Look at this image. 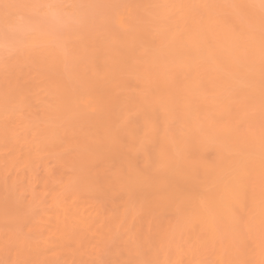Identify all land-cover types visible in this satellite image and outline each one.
I'll use <instances>...</instances> for the list:
<instances>
[{
    "label": "rangeland",
    "instance_id": "obj_1",
    "mask_svg": "<svg viewBox=\"0 0 264 264\" xmlns=\"http://www.w3.org/2000/svg\"><path fill=\"white\" fill-rule=\"evenodd\" d=\"M262 166L264 0H0V264L27 252L38 264L64 208L94 227L105 216L93 264H153L123 243L148 222L175 239L156 247L163 232L148 233L154 250L189 263L187 215L242 171L260 194ZM248 201L214 229L242 263L264 264V216ZM207 251L190 264H211Z\"/></svg>",
    "mask_w": 264,
    "mask_h": 264
},
{
    "label": "bare ground",
    "instance_id": "obj_2",
    "mask_svg": "<svg viewBox=\"0 0 264 264\" xmlns=\"http://www.w3.org/2000/svg\"><path fill=\"white\" fill-rule=\"evenodd\" d=\"M121 29L124 30L125 28L124 27H121ZM255 170L258 171V172L256 171V173H260V175H259L258 178H260L261 180H259L258 178L257 179L259 181H262L261 183L263 184L264 183V166L260 167L259 169H255ZM246 171L245 172L242 171L241 172L242 174L239 173L238 176H235L234 182H232L233 181V179H232L231 181H228V182H225L224 184H221L222 187H219L221 190H219V188H218V190H219L218 192H220L219 195L217 193L216 194L217 197H216L215 194H214L215 196H212L211 197V199L212 198L218 199V201L216 200L214 202L215 204H213V202H212L209 205V203H210L211 200L210 201L208 200L209 203H206L204 201L202 203H204V206L205 207L204 206L202 207L201 204H200L199 205L200 208H193L195 210L194 213H192V211H193V209H192V211L190 213L191 214L190 215L191 217L189 216V214L187 215L186 220L189 218V220H187V221H188L189 225L190 224L192 225V226H190L191 230L188 231V233H187V235L189 236L187 238L190 241H192L193 244L195 243L196 246L198 245L197 247H199L196 252L191 251L192 249L189 250V251L188 250L184 251V253L188 252L186 254V257H187V259L190 260V261L188 260L189 263L188 262L187 263L185 262L187 260L184 258V256L181 255V252L182 251H179V253H178V249H179L178 247L177 248L171 247L163 256H161L159 253H157V252H160V250L157 251V252L154 250V246H153L154 244L153 243H154L155 240L153 239L151 241L152 238L150 236L148 237L147 234L153 232L154 234H152V233L151 234L152 235H155V238H157L156 240H159V238L163 235L162 236L163 238H161L163 240L160 241V243H159V241H156L158 243V244L155 243L157 245L156 247H158L160 245H164L166 248H169L170 247L169 244H174L175 243V239H173L174 238V235H171V232H170L169 228H166V230L167 229L169 230L168 231L169 233H167L166 230H165L166 233H164L165 231H160L161 233L163 232V234L162 235L158 234L159 237H157V235L155 233H157V232L160 233V232H159L158 228L155 229L154 224H152V222H148L147 223L148 225H146V229L143 227L142 224L139 225L141 222H138L139 227L133 228V230H132V227L130 226V223L131 222H128V224H127L126 223V220H123V222H125L126 225H129L130 226V227L129 226H125V228L126 227H129V229L126 228V230H125V228L121 224L122 222H119L118 219L115 222V220H116L115 219L114 220V226H116V228H114V230H117V231L119 230L118 232H121L120 234H122L124 236H129L128 233L130 234V232H131L130 230H132V232H134V234L132 233L133 235H131V237L128 238L127 240L125 239L123 241V243L125 242L124 244L125 245L127 244L126 247H128V245H129V248H127L128 251L129 250L132 251L133 249H131L132 247H131V244H129V242L130 241L131 242L133 241L132 243H135V240H136V243L135 244H137V245L140 244V246L142 248V249L141 248H139V249H141V250L144 249V252H145L146 255H148L147 253L149 252V255L148 256H150V258L148 257V260H150L151 262H153V264L154 263L155 264H190V262H192V261H196L197 263H201V257L206 253V247L212 249V252H208L207 251V254H211V264H244V263L241 262V260L239 258L234 257L230 253V251H231L230 245H227L225 242H221L222 240H221L220 236L218 235V232L215 230V229H217L216 226H215L216 225L215 222L216 221L217 222L220 221V223L222 224L223 222L225 223L226 221H228V222L233 221L235 219L237 213L238 214H239V212L242 213V211L246 208L245 207L246 204L248 205L247 200L251 201V199H253L254 201H252V202H249L248 201L249 204H251V205H255L256 204V207L260 205L259 208L257 207L260 210L258 212V215L261 216V217L264 216V192H263L264 189L260 192V194H256V193H257V191L259 192V190L261 188H263L261 186H260L261 188L259 190L257 189V191L255 193H253V194L252 193H248L250 191L252 192V189H251L252 186L250 188L251 190H249L247 186L248 185L250 186L251 184L244 185L245 179H246V182L247 183L250 182L251 180L249 181L248 178L250 177L251 179H253L252 176H250V175H253L255 172H254V170H252V171L250 170L252 173L254 172L252 174L249 171H247L248 173ZM221 185H219V186H221ZM252 195H254L255 198L252 197ZM259 195H262V196L259 197ZM218 196H219V198H218ZM258 198H261V199H258ZM213 200H215V199H213ZM258 201H259L260 204L258 203ZM257 203H258V205H257ZM205 204L206 205L208 204L209 205V208H211L210 206L212 205L213 208H211L210 211L209 210H206V207L208 205L206 206ZM184 213H185V216H186L187 211L184 212ZM104 217H105L104 215L103 216L102 215L100 216V220L102 222V225L100 227H94V224L90 220V216H89V219L87 217H83V213L80 212V209L79 208L75 209V212L74 213H69L67 211V209L64 208V209H62V211L58 215H56L55 217H52V220L50 219L51 223H50V225L49 224L48 225L51 226V228L47 224L46 225L44 224L45 226H47L46 228H50L51 231L47 229L49 231L48 232L46 229H44L46 231L43 230L44 231L43 232L42 229L41 230L40 229H35L37 227L35 225V228H33V229L38 230V231L40 230L39 233H41V234L43 232L42 238L43 237H45L46 239L48 238L47 241H49L50 246H51V243L53 245L55 244L54 246L56 247V245H57L56 248L60 250V252L56 253L57 250H56V248L54 246L53 247L55 248L56 251H54V248L53 247L52 248L50 247L49 249L46 247L52 254L55 253L52 257L51 256L46 257V260L49 259V261H51L50 263H52V260H53V262H55L57 260L55 262V264L56 263L59 264L61 262H63V264L71 263V262H72L71 264H81L84 260H88V259H85L86 256H89L87 254L92 253V254H90V256L92 255L91 258L89 256V259H92L93 260L92 264L95 263L94 261H96L98 259H99L98 261H101V260L103 261V259L105 258V253L102 252V251H99V249H98L99 252L98 251L96 252V249H97L96 246L99 245L98 248H100L104 244L105 247H107L106 246L107 245L106 242L108 240L110 242V239L111 238L108 239V237H106L105 234H107V236L110 234L109 235V237H110L111 236L110 231H112V230H110L109 233H108V228L109 227H107L106 221H105V219H103ZM122 219H125V217H122ZM137 220L139 221L140 219H137ZM130 221H132V220H130ZM140 221H142V220H140ZM117 222H119V223H117ZM190 222H192V223H190ZM47 223H49V222H47ZM112 224H113V222L110 225H112ZM151 225H153V229H151V227H152ZM219 226H220V224H219ZM112 227H113V225H112ZM120 227H121V231H120ZM133 227H135V226H133ZM38 228H40V227H38ZM43 228H45V227H43ZM124 231H125V233H123ZM45 232H48V233L46 234ZM134 235H135L136 238L134 237ZM35 237H37V236H35ZM132 237H134V238H132ZM42 238H40V239H42ZM149 238H151V239H149ZM219 238H220V242L221 243L219 242ZM32 239L33 238H31L30 241ZM46 239L44 241H46ZM188 239H187V241H189ZM20 240H22L21 241V243L23 244L22 246L25 247L24 246V243H26V242L23 243V240L24 239L20 238ZM14 241L16 242L15 239H14ZM192 242H190V243H192ZM14 243H13V245H14ZM19 243H20V241H19ZM21 243L19 245L20 249H21ZM35 243H36V246L34 245ZM161 243H164V244H161ZM29 245L27 244V246H29ZM33 245L36 248H38L37 246H40L41 244L40 245H37V242H34L32 244V246ZM42 245L44 246V244H42ZM42 245H41V247H43ZM23 247H22V249H23ZM30 248H32V247H30ZM30 248H29V250L32 252L33 249L31 250ZM44 248H45V246L42 248V251H44L43 250ZM190 248H188V249H190ZM25 249L26 248H24V250ZM50 249H53V252ZM1 250L3 251V248ZM1 250H0V252H1ZM91 250L93 252H91ZM26 251L27 250H25V252L23 251V254H25ZM49 251H47L48 252L47 254L45 252V254L43 253V255L42 254L39 255V253H42V252H40L38 250L39 253H37V251H36V253L39 256L35 255V256H37L35 258H38V259L41 258L44 261L45 259H43V258H45V257H43V256L44 255L47 256L48 254H50ZM105 251H107V249H105ZM95 252L98 253L96 255V258L98 257L97 259L94 258ZM20 253H16L15 252L14 255L15 254H20ZM103 253H104V256H103L104 258L102 259V254ZM8 254H10V253H8ZM27 254H28V252H27ZM27 254L25 255V257L26 256L28 257V259H26V260H28L29 263H26L27 261L26 262L24 261L25 258H23V261L26 264H30V263H32V261H29V256L31 255V253L28 254L29 256ZM84 255H86V256H84ZM100 255H101V258H99ZM23 256L21 255V258ZM50 257L51 258L54 257V258H57V259H55V261H54V258L51 260ZM33 258H34V255H33ZM35 258H34V261H37L39 263L47 264L46 260L44 262L42 260H40L41 261L40 262V261H38ZM17 259L19 260V258H16L15 261ZM49 261H48V263H49ZM89 261L90 260H88V262L87 261H85V262L89 264L90 263ZM19 262L20 261H18V263ZM13 263H14V261H13ZM33 264H35V263H33ZM52 264H54V263H52Z\"/></svg>",
    "mask_w": 264,
    "mask_h": 264
}]
</instances>
